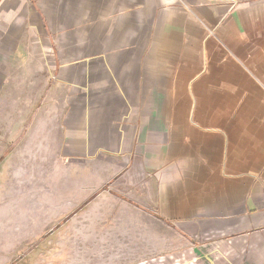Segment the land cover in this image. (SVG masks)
<instances>
[{
  "label": "crops",
  "instance_id": "0c3cea01",
  "mask_svg": "<svg viewBox=\"0 0 264 264\" xmlns=\"http://www.w3.org/2000/svg\"><path fill=\"white\" fill-rule=\"evenodd\" d=\"M21 83L0 106L20 222H167L264 264V0H0V100Z\"/></svg>",
  "mask_w": 264,
  "mask_h": 264
},
{
  "label": "rangeland",
  "instance_id": "374dc122",
  "mask_svg": "<svg viewBox=\"0 0 264 264\" xmlns=\"http://www.w3.org/2000/svg\"><path fill=\"white\" fill-rule=\"evenodd\" d=\"M45 84L40 83L39 89ZM30 86H8L0 100L1 112L17 103L24 107L28 100L9 96L25 93ZM0 208V264L222 263L216 258L219 249L191 242L189 236L176 232L167 222H109L100 226L95 222H44L41 216L33 222H20L24 219V213L18 217L20 209L11 204H1ZM75 212H68L62 221Z\"/></svg>",
  "mask_w": 264,
  "mask_h": 264
}]
</instances>
